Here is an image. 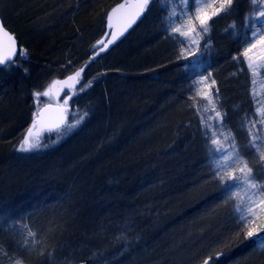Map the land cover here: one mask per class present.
Returning a JSON list of instances; mask_svg holds the SVG:
<instances>
[{
	"label": "trees",
	"instance_id": "trees-1",
	"mask_svg": "<svg viewBox=\"0 0 264 264\" xmlns=\"http://www.w3.org/2000/svg\"><path fill=\"white\" fill-rule=\"evenodd\" d=\"M118 1L15 0L12 7L6 5L0 10L3 24L28 55L22 67L0 71V216L12 225L23 218L37 223L42 240L49 241L54 252L49 257L46 250L41 256L49 264H200L203 258L217 261L219 251L226 255L232 251L233 260L245 248L237 247L239 242L235 240L226 243L232 244L233 250L222 248L228 237L221 221L220 207L224 205L203 163V140L190 126L192 120L180 90V66L172 62L171 50L159 34L149 28L148 10L126 38L102 55L116 53L111 59L115 67H110L114 70L92 81L97 86L90 88L89 104L82 108L89 113L79 125L85 124L84 131L89 124L107 120L99 129L107 136L101 145L88 143L86 148L81 141H72L78 136L69 141L79 127L61 140V147L49 149L47 156L26 160L24 169L16 152H7L9 145L3 139L10 132L8 123L16 121L17 114L10 112L16 109L13 99L27 94L30 80L35 78L30 77L34 66H51L63 62V58L77 66L83 55L102 40L106 13ZM96 35L97 41L90 46ZM89 57L85 61L88 64L96 59ZM240 96L235 90L232 105ZM110 137L113 144H104ZM75 143L83 145L80 153L73 148ZM64 146L70 148L71 156L61 155ZM81 154L90 156L82 166L76 158ZM143 207L150 208L144 218L137 214ZM153 214L157 220H152ZM128 218L134 222L124 229L128 240L141 234L145 245L177 249L174 258L164 251L155 262L137 254L139 244H113L115 223L129 222ZM149 223L153 226L142 231L141 227ZM17 227H3L0 249L4 247L8 255L0 258V264L20 254V235L14 234ZM177 230L185 232L183 245L172 239ZM192 232L197 234L186 240ZM214 236L215 242L211 240ZM17 240L19 243L14 242ZM212 245L217 250L207 252ZM125 247L128 249L123 252ZM196 253L203 258L192 259Z\"/></svg>",
	"mask_w": 264,
	"mask_h": 264
},
{
	"label": "rangeland",
	"instance_id": "rangeland-1",
	"mask_svg": "<svg viewBox=\"0 0 264 264\" xmlns=\"http://www.w3.org/2000/svg\"><path fill=\"white\" fill-rule=\"evenodd\" d=\"M15 0H0V10L5 9L6 5L8 7H12V4ZM210 2V0H209ZM175 9L177 12V16L173 18L174 21L183 24L184 20L180 19L179 14L185 11L183 4L181 3V0H171L169 3L168 0H165V3H161L160 0H155L153 4L149 5L148 9V17H149V28L153 30V32L158 33L160 36V39L164 41L167 48L171 50V59L174 64H179V74L181 75V95L184 99L185 103V110L188 112V116L191 117V123L190 126L193 127V129L198 130L200 137L202 138V148L204 150V165H206L210 179L214 183V186H216V190L219 192V195L222 199V203L224 206L220 207L221 211V221L226 226V233L228 234V237L225 241V246L222 248H226L227 250H233L232 244H226L231 243L230 241L235 240L236 242H239V245L237 247H241L244 252H240L241 254L237 257H235L233 260L231 258L233 253L230 251L227 255L220 256L219 259H216L217 261H211L209 264H264V253H261L259 251L254 250V247L250 246L247 242L244 241V234L241 232L239 237H236V233L240 231V228L237 225V213L235 212V201H232L230 203H225V200L227 197L223 196L221 193V186L219 184V181L215 180L213 178V170L210 168L211 160L209 158V152H208V146H206L205 137L203 134V129L201 125V118L203 117L205 120H207L208 116H214V113L209 112H203V109L207 107V100L203 98V96H197L196 95V87L194 85V82L197 80H201L202 77H208L207 81H205L204 84L200 85L201 91L210 92L213 94L217 110L221 113H225L226 116L224 118L223 126L221 127L215 120L209 121V123L216 124V131L223 132L224 136L228 135L229 132H231L232 136L235 137L236 145L240 153L243 155L248 152V142H249V128L251 127L250 122L254 119L258 120L259 117L256 115V108L259 106L257 103L258 101L260 103H264V75H261L257 77V82L253 84L251 73L247 70V64L244 62L243 64L238 63L237 60H234L233 57L237 56L239 52L242 51L243 47L246 46L245 44V33H248L250 36V30L244 27V18L246 15H250L253 13L254 8L251 4V0H234L233 10L227 14H220L217 17H213L209 21V31L207 34H204L203 39L200 40L199 48L195 45L189 46L187 42L185 44H181L179 40L174 41L171 38L170 31H166V29L169 28V22L165 19V17L168 15V13ZM2 11V10H1ZM195 7L192 6V12L194 13ZM211 11V10H209ZM194 23L198 26L199 21H194ZM232 25H235L232 27ZM141 34V33H140ZM139 34V35H140ZM127 37V36H126ZM125 37V38H126ZM98 35L95 37H92V40H90L92 43H90V46H93V44L97 41ZM184 39V38H180ZM22 47V46H21ZM181 47H185L186 49H189L192 51V55H187V58H179L180 57V49ZM96 48V47H95ZM92 48V51L89 53H84L83 58L79 61L78 65L75 66L74 63L69 61L70 59H64L63 62H57V64L54 65H35L33 68V73H30V77L32 75L35 77L34 81L31 79V85L27 88V94L25 96L20 95V97L15 96L13 99V104L16 105V109H12L10 112L13 115L15 112H17L16 116L14 117L16 121H11V123H8L10 132L9 135H13L12 138H9L8 136L3 139V141L7 142L9 145L7 149V152L12 153L16 152L15 154L20 158V166L24 169V166H26L27 163L26 160H30L32 158H42L47 156L50 150L54 147H58L61 140L65 137L68 138L69 134L77 130L76 133H74L71 137H69V141L72 140V138H75L78 136L77 139H74L72 141L79 140L81 143H84L86 145V148L89 146L94 145H101V142L103 139H106V135L101 134L99 131L96 134L95 128L92 130L91 128L94 126V123L88 127V130L84 131V126H77L75 129H73L70 132H67L64 135L58 136V134L55 131H42L41 132V144L46 145L42 146L39 149H36L29 153L19 152L17 151V148L19 147V144L21 140L23 139L24 134L26 133L27 128L31 125L32 122V114L34 111H37V109L46 103H55L62 105L64 102V99L66 98L65 93L68 94V96L71 97L68 104V110L69 114L67 116L68 122L71 123L74 119L73 113H77L78 110L82 111V108H85L89 104V94H90V88H94V86H97V83L95 85H91V87H88L84 92H79L78 89L87 84L88 81L96 80V77L98 78L99 75L102 74H108L114 68L110 69L111 66H114V63L111 62V59L115 57V54H111L102 57H96V59L93 62L87 63V67H85V71L82 74V80L80 84L76 85L77 89V95H72L71 91L67 88H65L63 91L60 92L59 96H51V97H44L40 96L39 100H37L34 96V93L36 92H43L46 90V88L52 83L53 80H63L67 76L73 74L77 69L85 66V61H87V58H90L89 56H92V53L95 49ZM90 49V48H89ZM88 49V50H89ZM115 50V49H114ZM88 52V51H87ZM113 53V52H112ZM243 58L241 57V60ZM71 62V63H69ZM63 63V64H62ZM31 65L32 62L30 63ZM113 64V65H112ZM30 72V71H29ZM209 73L211 75L209 76ZM23 74V72H22ZM110 74V73H109ZM100 80V79H99ZM215 81V85H212V81ZM98 82V81H97ZM95 86V87H96ZM91 88V90H92ZM235 90L239 91L241 93L240 100L235 103V105H232V94L235 93ZM55 91V90H54ZM22 92H20L21 94ZM255 93V96H254ZM195 97V99H193ZM18 100V101H16ZM199 104V107L201 111L198 113L196 105ZM128 107L130 104H126ZM9 111V109H7ZM93 112V111H92ZM90 113L89 120L92 118L95 114V111ZM107 124V120L104 121ZM105 123H96V126H98V129L102 128V125H105ZM260 126L257 125V128ZM253 131H256V129H253ZM110 132L113 133L112 130ZM8 134V133H7ZM91 134V135H88ZM108 134V133H107ZM261 135H264V132L260 133ZM224 136H220L219 138L224 143V147L228 148V146L231 144V137L227 141L224 140ZM114 138H109L105 141L104 144H111ZM55 141V143L53 142ZM104 142V141H103ZM69 144V143H67ZM75 150L80 153L83 147V145H76ZM113 144V143H112ZM61 147V146H60ZM59 147V148H60ZM65 146L62 148L64 149ZM72 148V147H71ZM83 148V149H86ZM61 149V150H62ZM70 149V148H69ZM69 149H66L61 152L62 156L68 155L71 156ZM125 149V148H124ZM123 149V150H124ZM79 150V151H78ZM87 150V149H86ZM88 152V151H87ZM65 154V155H64ZM122 154V153H121ZM124 154V153H123ZM61 156V157H62ZM87 154H81L79 156H76L79 161V164L81 166L82 163L89 161V157H87ZM130 157V156H129ZM127 156V158H129ZM64 158V157H63ZM46 159V158H45ZM245 159L248 160L250 166L253 167L254 174L257 172L262 171L260 168V165L256 162L258 160L257 158H253L250 155H245ZM25 160V161H22ZM76 159H73L72 162L76 163ZM124 161V160H123ZM85 162V163H86ZM120 164V163H119ZM124 165V164H123ZM81 168V167H80ZM56 172H53V174ZM127 176V175H126ZM3 205L0 203V207ZM160 208V207H159ZM150 209L149 207H143L139 210L137 214L139 216H147V211ZM161 209V208H160ZM257 212H259V209H256ZM162 213V212H161ZM136 214V215H137ZM157 215V214H156ZM162 215V214H161ZM153 221L154 219L157 220V216L155 214L152 215ZM159 218H161L159 216ZM131 218H128L127 221H117L114 225V232L111 236V241L113 244L116 243L125 245L128 244L130 239L128 240L127 237L128 234H125V230L127 227L132 226L134 224L133 221L130 220ZM37 222V220H36ZM145 223V222H143ZM142 223V225H143ZM152 223V222H151ZM151 223L144 225L141 227V230L145 229L147 226H153ZM220 223V221H219ZM0 224L6 226V230H9V228L17 227V231H14L15 233H18L20 238V246L17 248L20 249V254L15 255L13 259L7 261L4 264H14V261L16 259H22L24 261V264H49V261L47 263L45 262V258L41 257L45 255L46 250H48V253H51V255L48 254V256H53L54 252L51 251V246L46 242L42 240V233L38 227L37 223H34L32 220L31 222L27 220L26 218L20 219V222L16 223V225L9 224V221L2 220L0 216ZM10 225V226H9ZM25 225L28 226L33 232L37 233L36 239L39 241L38 244H36L34 247H30L28 250H24L22 245L24 244V240L27 236L28 228H25ZM2 227V228H3ZM157 229V228H156ZM156 232V230L154 231ZM182 233H179L178 230L175 232V236L172 239H176L175 241L181 242L183 245L184 240H182V236L185 235V232L181 230ZM4 233V232H3ZM147 233L150 234L149 230ZM203 233V232H202ZM194 234H197L196 232L188 233L186 235V240L191 237H194ZM150 235H148L149 237ZM4 237L3 234L0 233V240H2ZM151 237H154V235H151ZM201 239V238H200ZM211 240H217V237L214 236V239ZM3 242V241H1ZM0 242V243H1ZM15 243H19V240L14 241ZM132 244L136 243L138 245L137 254L145 255L146 259L149 260V258H152L151 261H155L157 259L159 261V258L162 257V255L165 252H167L168 256L171 258H174L173 253H177V249H174L167 245V248L164 249V246H157L154 244V246L145 245V241L143 236L140 234L137 237H132L131 241ZM143 242V243H142ZM123 244V245H124ZM158 244V243H157ZM179 244V243H177ZM176 245V244H175ZM14 246V244H13ZM199 246V245H198ZM198 246H195L197 248ZM199 248V247H198ZM6 249V248H5ZM123 249V248H122ZM128 248L125 247L122 251H126ZM169 249V250H168ZM217 250V246L212 245L210 249L207 250V252H215ZM247 250V251H246ZM136 252V248L133 250ZM170 251V253H168ZM249 251V252H248ZM43 252V254H41ZM206 252V251H204ZM4 247L0 249V258L5 257L3 255ZM182 253V252H181ZM180 253V254H181ZM198 253V252H197ZM195 257H192V259H197L201 255L200 253ZM253 253L254 255L251 256ZM120 254V253H119ZM179 254V255H180ZM249 254H251L249 256ZM167 256V259L169 260ZM177 256V255H176ZM186 254L185 257L190 258V256ZM12 257V256H9ZM132 257V256H131ZM253 257V259H252ZM172 259V258H171ZM226 259V260H225ZM206 258H203L201 260L200 264H204V261ZM3 260L0 259V263ZM155 261V262H158ZM161 261V260H160ZM193 261V260H192ZM179 262V260H178ZM162 263V262H161ZM192 264V262L190 263Z\"/></svg>",
	"mask_w": 264,
	"mask_h": 264
},
{
	"label": "snow or ice",
	"instance_id": "snow-or-ice-1",
	"mask_svg": "<svg viewBox=\"0 0 264 264\" xmlns=\"http://www.w3.org/2000/svg\"><path fill=\"white\" fill-rule=\"evenodd\" d=\"M154 2L155 0H135V3L131 5L120 4L113 8L108 14L109 28L113 27L112 21L114 17L122 21L121 27L118 31L110 33L111 38L106 43L103 40L97 41V45H102L100 51L103 52L120 35H123L124 31L135 23L149 9V5ZM160 2L163 4L165 0H160ZM168 2L170 3L171 0H168ZM181 3L186 9L179 14L180 19L184 20V23L180 24L173 20L178 14L175 9H172L165 17L169 22V28L166 31H170L171 38L174 41L179 40L182 45L187 42L189 46L195 45L198 49L200 40L209 31V21L222 13L231 12L234 0H210V2L209 0H181ZM251 4L254 8L253 13L246 15L244 18V27L250 30V36L245 33L246 46L233 59L241 64L246 62L247 70L251 73L252 82L255 84L257 77L264 75V0H251ZM192 6L195 7L194 13L192 12ZM126 8L131 9V11L124 16H119L118 14ZM194 21H199L198 26ZM234 26L232 25V27ZM106 35H109V33H106ZM93 47L95 48L96 46L94 45ZM186 52L187 55L193 54L190 48L181 47L179 58L186 59ZM241 57L243 58L242 60ZM27 58V50L23 47L17 48L15 35L0 22V71H11L14 67H22L23 61L27 60ZM85 67H87V62L84 67L77 69L65 79L53 80L46 90L34 93L35 98L39 100L40 96H59L60 92L65 88L69 89L72 95H77L76 85L80 84ZM23 71L27 73L28 69L23 68ZM210 75L211 73H209ZM207 79L208 77H202L201 80L195 81L194 85L196 87V95L203 96L207 100L208 106L203 109V112L211 111L214 113V116H208L207 120L203 117L201 118L203 134L211 160L209 166L213 170V178L219 181L222 195L227 197L225 203L235 201L234 210L237 213V225L240 228V231L235 234L236 237H239L241 232H243V242H247L254 247V250L264 253V135L260 134L264 132V103L257 102L259 106L255 112L259 119H254L250 122L248 152L242 155L231 132L224 136L223 132L218 133L216 131V124L209 123V121L215 120L222 127L226 114L217 110L212 93L201 91L199 86L204 84ZM211 83L215 85L216 82L213 80ZM91 85L92 81H88L78 91L84 92ZM65 96L63 104L58 105L56 109H53L48 104L33 112L31 125L27 128L17 151L29 153L46 146L41 144L42 131H55L58 136L64 135L85 120L89 114L88 111L78 110L77 113H73V121L71 123L68 122V104L71 97L67 93H65ZM196 108L199 113L201 111L199 104L196 105ZM257 125L260 127L257 128ZM253 129H256V131H253ZM220 136H224L225 141L231 137L232 142L228 148L224 147V143L219 138ZM53 142L55 143V141ZM245 155H250L254 159L258 157L256 162L260 165L262 171L254 174L253 167L245 159ZM256 209H259V212ZM25 228H28V226L25 225ZM36 237L37 233L28 228L27 236L22 245L23 249L28 250L38 244L39 241ZM48 254L51 255V253ZM3 255L8 254L3 253ZM224 255H226L224 251L216 253V257ZM14 264H24V261L16 259ZM204 264H209V261L205 260Z\"/></svg>",
	"mask_w": 264,
	"mask_h": 264
},
{
	"label": "water",
	"instance_id": "water-1",
	"mask_svg": "<svg viewBox=\"0 0 264 264\" xmlns=\"http://www.w3.org/2000/svg\"><path fill=\"white\" fill-rule=\"evenodd\" d=\"M133 3H135V0H120V1H118L117 3H115L113 6H111V7L108 9V11H107V13H106V17H105L104 32H103V34H102V38H103L102 40H103L105 43L107 42L108 39L111 38L110 33H111L112 31H118L119 28L121 27V23H122L121 20H119V19H117V18L114 17V19H113V21H112L113 27L110 29V28H109V24H108V14L111 12V10H112L113 8L117 7V6L120 5V4L131 5V4H133ZM129 11H131V9H127V8H126V9L122 10V12H121L120 14H118V15H119V16H124V15H126ZM144 14H145V13H144ZM144 14H143L140 18H138V19L136 20L135 23H133L130 27H128L127 30L124 31L123 35H120V36L114 41V43L111 44V45H109L108 48L105 49L103 52L100 51V48L102 47V45H98V46L94 49V51H93V53H92V56H93V57H98V56H100V55L106 54V53L109 52L112 48H114L115 45H117L122 39H124V38H125V37H126L131 31H132V29H134V27H136V25H138V23H140V21H141V20L143 19V17H144ZM0 22H2L1 17H0ZM2 23H3V22H2ZM6 29L9 30L8 28H6ZM9 31H10V30H9ZM10 32H11V31H10ZM11 33H12V32H11ZM106 33H109V35H106ZM12 34H13V33H12ZM16 40H17V38H16ZM17 48H18V49L20 48V45H19V43H18V40H17ZM48 104H50V105L52 106L53 109H56L57 106H58V105H56V104H52V103H48ZM48 104H44V105H42L40 108H42V107H44L45 105H48Z\"/></svg>",
	"mask_w": 264,
	"mask_h": 264
},
{
	"label": "bare ground",
	"instance_id": "bare-ground-1",
	"mask_svg": "<svg viewBox=\"0 0 264 264\" xmlns=\"http://www.w3.org/2000/svg\"><path fill=\"white\" fill-rule=\"evenodd\" d=\"M105 17H106V16H105ZM104 25H105V23H104ZM122 40H123V39H122ZM122 40H121V41H122ZM121 41H120V42H121ZM120 42H119V43H120ZM119 43H118V44H119ZM118 44H117V45H118ZM115 46H116V45H115ZM96 109H97V108H96ZM96 109H95V112H96ZM90 126H91V124H89V127H90ZM94 128H95L96 133H97L99 130H97V129H98V126H96V124L91 128V130L94 129ZM95 130H92V131H95ZM2 227H3V226L0 225V233H1V234H5V233H3L4 230H3ZM208 255H209V254H208ZM214 257H215V255H214ZM202 258H203V257H202ZM206 260H208L209 262H211L209 258H206Z\"/></svg>",
	"mask_w": 264,
	"mask_h": 264
}]
</instances>
